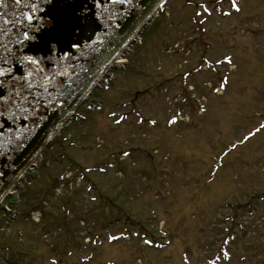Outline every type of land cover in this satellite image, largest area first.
Wrapping results in <instances>:
<instances>
[{
  "label": "rangeland",
  "instance_id": "rangeland-1",
  "mask_svg": "<svg viewBox=\"0 0 264 264\" xmlns=\"http://www.w3.org/2000/svg\"><path fill=\"white\" fill-rule=\"evenodd\" d=\"M235 2L168 0L136 35L0 201V264H264V130L243 140L264 0ZM229 54L214 92L224 72L195 68Z\"/></svg>",
  "mask_w": 264,
  "mask_h": 264
},
{
  "label": "water",
  "instance_id": "water-1",
  "mask_svg": "<svg viewBox=\"0 0 264 264\" xmlns=\"http://www.w3.org/2000/svg\"><path fill=\"white\" fill-rule=\"evenodd\" d=\"M163 1L0 0V45L11 50L0 47V56L38 61L12 65L18 77L33 72L28 77L31 89L23 79L13 85L8 77L0 78L9 80L5 87L11 94L6 107L0 101V200L70 121L113 59L151 22ZM25 13L33 16L31 22L24 19ZM73 42L78 46L70 47Z\"/></svg>",
  "mask_w": 264,
  "mask_h": 264
},
{
  "label": "snow or ice",
  "instance_id": "snow-or-ice-1",
  "mask_svg": "<svg viewBox=\"0 0 264 264\" xmlns=\"http://www.w3.org/2000/svg\"><path fill=\"white\" fill-rule=\"evenodd\" d=\"M16 3L19 4L20 0H16ZM231 6L233 8H236L237 10H239L235 0H232V5ZM32 11H35L34 6L32 7ZM197 15H200V14L197 13ZM24 19L29 21V22H31L33 20V16L28 14V13H25L24 14ZM23 38L25 40L29 39V34H28L27 31H25L23 33ZM51 38L55 39L54 36L51 37ZM77 46L78 45L75 42L70 44V47H77ZM0 47H3L5 52H10L11 51L6 45H0ZM25 62H28L30 65H36L38 63L37 60L33 59L30 56H22V57H15V56H12V55L0 56V64L4 65V66H0V78L8 77L13 85H15L18 80L23 79L26 82V87L27 88H29V89L33 88V83L28 81V77L32 76L33 72L29 71L23 77H18V76L13 74L12 65H14V64H23ZM41 71H43V70H41ZM59 74H60L59 72L55 73V75H59ZM43 78L45 80L48 79L47 76H44ZM53 78H54V76H53ZM9 80L0 79V89H3V92H4V94L0 95V101L3 102L5 107L8 105L9 100L11 99V94L9 92V89L7 87H5L9 83ZM45 91H47L46 88H45ZM15 94L17 96L20 95V93L18 91ZM37 103H40V101L37 100ZM0 115H3L2 111H0ZM246 139H247V137H246Z\"/></svg>",
  "mask_w": 264,
  "mask_h": 264
},
{
  "label": "flooded vegetation",
  "instance_id": "flooded-vegetation-1",
  "mask_svg": "<svg viewBox=\"0 0 264 264\" xmlns=\"http://www.w3.org/2000/svg\"><path fill=\"white\" fill-rule=\"evenodd\" d=\"M256 29H258L259 31H256L253 27L248 26V28L246 29L248 35H250V37H258L261 36L260 38L262 39V44H261V53L260 54V58H261V63H262V67H263V79H264V8L263 11L261 13V20L260 22L256 25ZM256 117L260 118V127H261V131L264 130V111H260V113L255 112L253 113Z\"/></svg>",
  "mask_w": 264,
  "mask_h": 264
},
{
  "label": "bare ground",
  "instance_id": "bare-ground-1",
  "mask_svg": "<svg viewBox=\"0 0 264 264\" xmlns=\"http://www.w3.org/2000/svg\"><path fill=\"white\" fill-rule=\"evenodd\" d=\"M130 44L129 45H126L124 48H123V51L122 52H120V54L116 57V58H114L113 59V61L111 62V65H113V66H115V65H120V64H123V63H125V58H124V53H126L127 51H129V49H130ZM35 161H37L36 159H34L31 163H30V165L32 164V163H34ZM14 188L13 187H11L9 190L11 191V190H13Z\"/></svg>",
  "mask_w": 264,
  "mask_h": 264
}]
</instances>
